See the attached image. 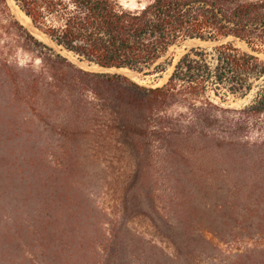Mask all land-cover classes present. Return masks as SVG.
<instances>
[{
  "label": "trees",
  "instance_id": "16d2710c",
  "mask_svg": "<svg viewBox=\"0 0 264 264\" xmlns=\"http://www.w3.org/2000/svg\"><path fill=\"white\" fill-rule=\"evenodd\" d=\"M13 1L172 70L0 0V264H264V0Z\"/></svg>",
  "mask_w": 264,
  "mask_h": 264
},
{
  "label": "rangeland",
  "instance_id": "374dc122",
  "mask_svg": "<svg viewBox=\"0 0 264 264\" xmlns=\"http://www.w3.org/2000/svg\"><path fill=\"white\" fill-rule=\"evenodd\" d=\"M145 1L146 0H120V2L123 5L128 6V7H135L139 4L145 3ZM214 44L215 43L203 42V41L190 43L186 40V41L181 42L178 45H174L173 47H171L166 56L171 57V61L173 64L179 58V56H181L183 53H185L188 49H190L192 47L198 46V47H203V48H209ZM237 45L243 49H246L243 43H237ZM49 46H51V45H49ZM55 50L58 51L57 49H55ZM58 52L61 53L60 51H58ZM13 57L18 62H20L21 64H24L25 62H29L31 60V54L29 52L25 51L24 49H22L19 45L14 47ZM35 62H37V60ZM84 69H87V68H84ZM171 70H172V65L170 67H168L165 71H162V72H155L153 67H151V68L146 69L140 73L135 72L136 75H134L132 79H134V80H136L139 83L144 84V85H149V86L161 85L162 83H164L166 81ZM93 71H97V70H93ZM111 72H114V71H111ZM248 99H249L248 97L244 98V99L229 98L227 103L230 106L237 107V106H240L243 103L247 102Z\"/></svg>",
  "mask_w": 264,
  "mask_h": 264
},
{
  "label": "bare ground",
  "instance_id": "6f19581e",
  "mask_svg": "<svg viewBox=\"0 0 264 264\" xmlns=\"http://www.w3.org/2000/svg\"><path fill=\"white\" fill-rule=\"evenodd\" d=\"M9 8L12 12V14L14 15V17L27 29L29 30V32H31L36 38L42 40L43 42H45L48 45H51L53 48L57 49L58 51H60L64 56H66L67 58H69L71 61L75 62L78 66H81L83 68H87V69H91V70H100V68L96 65H86L83 62H80L79 60H77L76 58H74L69 52L60 49L59 46H55L54 44H52V42H50L49 38L45 35L42 34L41 32H39L38 30H36L34 27L31 26L29 19L14 5V3L11 0H6ZM188 42H200L199 40H187ZM244 44V43H243ZM108 70L110 71H116V72H120L123 75L125 74L126 76L133 78L135 74V72H131L129 70H127L126 68H108Z\"/></svg>",
  "mask_w": 264,
  "mask_h": 264
},
{
  "label": "water",
  "instance_id": "95a60500",
  "mask_svg": "<svg viewBox=\"0 0 264 264\" xmlns=\"http://www.w3.org/2000/svg\"><path fill=\"white\" fill-rule=\"evenodd\" d=\"M13 3H14V1L13 0H11ZM14 5L16 6V4L14 3ZM17 7V6H16ZM18 8V7H17ZM19 9V8H18ZM20 10V9H19ZM30 22V21H29ZM30 24H31V22H30ZM31 26L32 27H34L32 24H31ZM35 28V27H34ZM36 29V28H35ZM36 30H38V29H36ZM39 31V30H38ZM40 32V31H39ZM42 33V32H41ZM43 34V33H42ZM50 40V39H49ZM50 42H52L51 40H50ZM52 44H54L55 46H57L55 43H53L52 42ZM246 48V47H245ZM99 67V66H98ZM100 68V70H97V71H101V72H110V73H120V72H116V71H114V72H111L110 70H108V68H103V67H99ZM87 70H89V69H87ZM128 70V69H127ZM130 71V70H129ZM131 72H134V71H131ZM120 74H122V73H120ZM125 75V74H124Z\"/></svg>",
  "mask_w": 264,
  "mask_h": 264
}]
</instances>
